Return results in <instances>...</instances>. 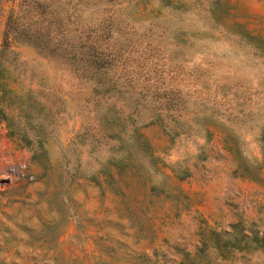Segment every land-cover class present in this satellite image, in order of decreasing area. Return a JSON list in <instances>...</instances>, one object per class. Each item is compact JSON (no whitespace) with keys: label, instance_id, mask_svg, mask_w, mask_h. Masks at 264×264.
<instances>
[{"label":"rangeland","instance_id":"obj_1","mask_svg":"<svg viewBox=\"0 0 264 264\" xmlns=\"http://www.w3.org/2000/svg\"><path fill=\"white\" fill-rule=\"evenodd\" d=\"M171 2L79 0L97 82L0 0V264H264V0Z\"/></svg>","mask_w":264,"mask_h":264},{"label":"trees","instance_id":"obj_2","mask_svg":"<svg viewBox=\"0 0 264 264\" xmlns=\"http://www.w3.org/2000/svg\"><path fill=\"white\" fill-rule=\"evenodd\" d=\"M161 2L163 5L173 3L171 0ZM78 15L79 0H15L6 17L4 39L7 42L10 36L31 44L40 52L66 61L74 70L93 72L96 75L95 80L101 82L102 68H105L103 65L108 61L102 59V50H98L99 46L102 47V28L93 29L89 24L83 25ZM106 57L110 60L109 56ZM85 69L87 71H82ZM111 82L107 79L105 84L102 83L103 90H107ZM33 103L35 104L30 107H37L36 101ZM16 108L23 115L27 112L23 104H18ZM39 110L44 115L47 114L40 102L37 111ZM31 114L24 116L27 119ZM125 159L123 154L112 162L123 165ZM251 240L253 247L264 248V235L255 234ZM246 245L238 247L244 248Z\"/></svg>","mask_w":264,"mask_h":264},{"label":"built area","instance_id":"obj_3","mask_svg":"<svg viewBox=\"0 0 264 264\" xmlns=\"http://www.w3.org/2000/svg\"><path fill=\"white\" fill-rule=\"evenodd\" d=\"M24 165L21 163L14 164L13 166L7 167V169L0 171V182L7 178H19L24 175ZM31 177V175H29Z\"/></svg>","mask_w":264,"mask_h":264}]
</instances>
